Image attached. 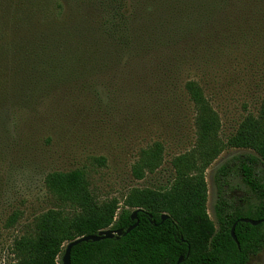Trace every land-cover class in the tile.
<instances>
[{
	"label": "rangeland",
	"instance_id": "1",
	"mask_svg": "<svg viewBox=\"0 0 264 264\" xmlns=\"http://www.w3.org/2000/svg\"><path fill=\"white\" fill-rule=\"evenodd\" d=\"M47 1L0 0V105L20 92V104L26 106L10 123V109H0V264L12 263V241L29 233L35 218L54 207L45 186L51 172L86 169L101 202L121 200L132 188L167 187L174 178L173 159L197 143L195 111L184 91L187 81L204 89L220 117L224 142L248 115H258L264 99V0H127L125 12L132 21L119 29L131 39L130 46L119 52L111 39L109 53L95 44L98 22L105 15L97 1L81 4L80 12L74 3L67 9L68 21L62 20L66 12L57 2ZM244 10L251 18L249 27H232L240 25L241 18L226 22ZM79 21L81 32L76 30ZM66 26L72 27L71 33ZM157 38L181 41L172 49V71L154 68L146 73L141 67L140 73L133 68L113 73L120 60L134 63L130 58L140 44ZM65 42L77 49L81 45L80 54H64ZM41 61L47 62L38 69ZM89 69L102 73L96 86L74 93L62 87L47 96L45 83L55 76ZM114 74L117 81L107 82ZM155 142L164 146L163 166L135 180L132 165L140 150ZM247 153L251 151L227 148L206 171L207 210L216 227V173ZM95 157L106 158V166L93 163ZM231 183L232 199L244 196L246 188L239 179ZM16 210L22 218L14 228H5ZM248 264H264V248Z\"/></svg>",
	"mask_w": 264,
	"mask_h": 264
},
{
	"label": "trees",
	"instance_id": "2",
	"mask_svg": "<svg viewBox=\"0 0 264 264\" xmlns=\"http://www.w3.org/2000/svg\"><path fill=\"white\" fill-rule=\"evenodd\" d=\"M94 1L105 13L98 22L95 44L102 45L104 52L109 53V41L114 39L119 52L127 49L131 39L119 29L132 21V18L128 20L125 12L129 7L127 0H48L47 4L57 2L61 12H66L62 20L68 21L67 9L70 11L74 3L79 11L81 4ZM247 13L244 10L239 15L233 14V18L227 17L229 21L226 22L234 24L241 18L237 22L241 24L232 27H249L251 18ZM215 17L216 20L219 18V12ZM232 27L225 26L224 29L230 32ZM64 29H68V33L72 31V27L66 26ZM82 29L83 21H79L76 30L81 32ZM190 32L191 29L187 34ZM173 41V38H162L140 44L134 57L130 58L134 59V63H122L124 60H120L113 73L123 72L127 68L140 73L141 67L148 69L146 73L154 68L172 71V49L181 43L180 39ZM193 45L192 39L190 46ZM61 47L64 54L72 52L76 55L80 54L78 49L82 48L79 45L77 49L74 43L67 42ZM160 57L164 59L159 63ZM46 62L41 61L37 68H44ZM90 70L50 79L45 83L47 96L62 87H68L67 90L73 92L75 89L82 91V87L96 86L97 76L102 73L94 71L96 69ZM116 75L107 82L115 83ZM172 75L168 78L171 79ZM184 91L195 111L197 143L190 152L173 159L174 178L169 185L160 189L132 188L121 200L113 198L101 202L91 188L86 169L51 172L45 178V186L55 205L35 218L29 233L12 241L11 264H62L59 258L63 257L69 243L109 229L126 232L136 223L132 220V214L138 210L139 226L136 229L119 238L83 242L75 246L71 253V264H178L181 257L183 261L180 264H248L252 256L259 254L264 248V99L258 115H248L236 134L224 142L220 139V117L201 85L196 81H187ZM19 97L20 92H15L0 105V109H10L9 123L14 119L13 115L22 110L20 107L26 109L20 104ZM34 104L38 107L40 99H36ZM227 148L244 149L251 153L235 157L216 173V227L207 210L205 174ZM164 154L165 149L160 142L141 149L131 168L133 178L141 181L149 174L157 173L163 166ZM92 161L99 167L106 166L104 157H95ZM234 177L246 188L244 196L237 200L228 193ZM22 215L19 210L12 212L5 228H14ZM163 215L169 216L164 222ZM243 219L261 221V224L254 226L242 222ZM234 226L238 243L231 235Z\"/></svg>",
	"mask_w": 264,
	"mask_h": 264
},
{
	"label": "water",
	"instance_id": "3",
	"mask_svg": "<svg viewBox=\"0 0 264 264\" xmlns=\"http://www.w3.org/2000/svg\"><path fill=\"white\" fill-rule=\"evenodd\" d=\"M138 211H135L132 214V220L135 221L136 223L134 225H132L131 227H129L126 232H124V230H111V229H109V230L101 231L98 235H87V236H84L82 238H79V239L69 243L66 246L65 253L62 257V264H71L72 249L75 246H77L83 242H90V241L100 242V241L106 240V239H114L115 237L119 238V237L123 236L124 234H128V233L132 232L134 229H136L139 226ZM168 218H169L168 215H163L162 216V222H164ZM242 222L250 223L251 225H254V226L261 224V221H255V220H250V219H243ZM152 223H154V221H152ZM231 235H232L233 239L237 242V238L235 235V226L233 227V229L231 231ZM182 261H183V257H181L179 259L178 264L182 263Z\"/></svg>",
	"mask_w": 264,
	"mask_h": 264
}]
</instances>
